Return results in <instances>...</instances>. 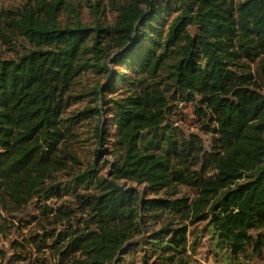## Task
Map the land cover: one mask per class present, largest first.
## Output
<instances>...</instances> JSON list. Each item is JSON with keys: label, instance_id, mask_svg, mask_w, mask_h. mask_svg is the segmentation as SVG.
Segmentation results:
<instances>
[{"label": "trees", "instance_id": "obj_1", "mask_svg": "<svg viewBox=\"0 0 264 264\" xmlns=\"http://www.w3.org/2000/svg\"><path fill=\"white\" fill-rule=\"evenodd\" d=\"M108 2L111 24L83 23L74 0L0 11V41L22 45L0 56V235L26 229L11 242L24 264H120L135 247L141 264H200L189 225L205 221L235 263L260 255L264 0ZM85 72L104 81L73 93ZM179 101L192 103L207 148L168 122ZM83 121L97 147L76 170L57 153ZM180 186L194 198L159 195ZM145 217L159 224L146 235Z\"/></svg>", "mask_w": 264, "mask_h": 264}, {"label": "rangeland", "instance_id": "obj_2", "mask_svg": "<svg viewBox=\"0 0 264 264\" xmlns=\"http://www.w3.org/2000/svg\"><path fill=\"white\" fill-rule=\"evenodd\" d=\"M77 3V10L79 11L80 18L83 23L91 24L96 17L103 21L105 24H111L113 22L116 11L114 6L111 5L108 0L102 1L99 3L97 14L94 13V10L90 5L94 0H74ZM123 1V0H116ZM239 1V0H236ZM25 0H0V11L4 9H13L20 7ZM70 17L69 12H64L62 14V19H68ZM24 45V44H23ZM15 50H11L9 46L3 44L0 41V56H12L13 52L11 51H21L22 45L21 42H16ZM257 67V64H251L252 72ZM256 81L258 82V88L264 94V72L260 71L253 72ZM263 76V79H261ZM103 82L101 76H97L92 72H85L76 80L73 89L76 92H84L91 88L96 82ZM87 104V99L78 101L77 103L71 105L64 116H68L70 112L77 111L82 109ZM171 114L169 115V121L171 124L177 126L179 130L186 136L190 134H197L201 137V140L204 146L207 148L208 144L211 142V137L209 134L205 133L199 127L198 121L194 114V107L190 102H174L171 106ZM91 123L88 121H83L73 126V132L75 133L74 139L67 142L65 145L61 146V150L57 153V158L61 162L66 161L76 170H83L87 167L88 164L92 161L93 152L95 147H97L94 137L91 134ZM106 145V144H105ZM101 149V152L104 150L103 146H98ZM105 160L110 161L109 155L106 153H101ZM141 187V186H140ZM142 188V187H141ZM179 192L176 195L171 196L172 190H167L166 194L160 193L161 196H169L170 198L186 196L190 199L194 198L195 191L187 186H180ZM154 194H148V197H154ZM65 197V196H64ZM145 220H150V218L145 217ZM176 222V219L174 218ZM147 223V222H146ZM18 224V223H17ZM159 224L155 220H150L146 226L147 232L149 234L151 231L157 230ZM189 229L194 232H190L188 235V254L190 260L194 263L200 264H264V250L260 255L252 253L250 249L247 250L245 256H240L239 263H235L229 257V253L225 249L218 248L216 246V240L212 236L213 234L207 228L205 221L195 222L189 225ZM26 229L21 231L13 230L12 233L7 234L6 236L0 235V264H7L8 259H12L10 264H24L23 260L16 259V255H13V249L11 248V242L16 237L20 238V234H25ZM31 247V246H30ZM146 247V246H144ZM141 249L135 247L131 248V252L121 258L120 264H141L142 257ZM15 252V250H14ZM35 249L30 251V256H35ZM149 264H157L152 257L150 256Z\"/></svg>", "mask_w": 264, "mask_h": 264}]
</instances>
